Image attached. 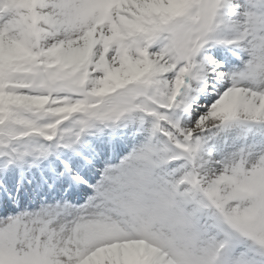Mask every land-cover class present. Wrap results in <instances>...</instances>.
Here are the masks:
<instances>
[{
    "label": "snow or ice",
    "instance_id": "snow-or-ice-1",
    "mask_svg": "<svg viewBox=\"0 0 264 264\" xmlns=\"http://www.w3.org/2000/svg\"><path fill=\"white\" fill-rule=\"evenodd\" d=\"M0 264H264V0H0Z\"/></svg>",
    "mask_w": 264,
    "mask_h": 264
}]
</instances>
